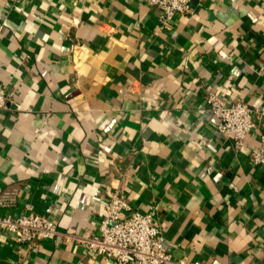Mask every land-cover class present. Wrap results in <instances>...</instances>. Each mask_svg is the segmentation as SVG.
<instances>
[{
  "label": "crops",
  "instance_id": "obj_1",
  "mask_svg": "<svg viewBox=\"0 0 264 264\" xmlns=\"http://www.w3.org/2000/svg\"><path fill=\"white\" fill-rule=\"evenodd\" d=\"M165 27L144 0H0V217L56 220L0 264H111L80 237L109 193L153 213L175 258L264 264V0H193ZM253 109L239 150L207 92ZM129 264H135L131 261Z\"/></svg>",
  "mask_w": 264,
  "mask_h": 264
},
{
  "label": "built area",
  "instance_id": "obj_2",
  "mask_svg": "<svg viewBox=\"0 0 264 264\" xmlns=\"http://www.w3.org/2000/svg\"><path fill=\"white\" fill-rule=\"evenodd\" d=\"M160 9L159 20L169 27L177 14L194 12L193 0H144ZM9 95L0 85V108H5ZM207 101L217 120V128L224 138H231L236 149H241L249 134L257 130L253 109L245 102L234 103L215 91L207 92ZM261 147L254 149L251 159L264 165V135ZM1 203V201H0ZM0 229L12 234L17 241L35 244L60 234L56 220L31 213L18 217H0ZM87 249L111 264H202L186 257L175 258L161 229L154 222L153 213H141L132 208L119 191L109 193L106 213L95 232L82 237ZM210 264H221L214 259Z\"/></svg>",
  "mask_w": 264,
  "mask_h": 264
}]
</instances>
